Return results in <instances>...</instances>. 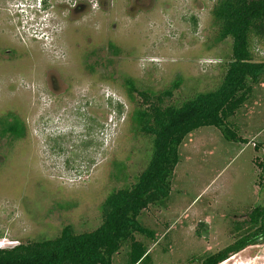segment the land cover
<instances>
[{"label": "rangeland", "instance_id": "374dc122", "mask_svg": "<svg viewBox=\"0 0 264 264\" xmlns=\"http://www.w3.org/2000/svg\"><path fill=\"white\" fill-rule=\"evenodd\" d=\"M215 3L0 0V131L20 125L17 137L0 133V247L99 225L105 197L133 184L149 157L133 120L146 106L138 92L178 106L220 84L231 38L217 39ZM251 51L264 61V39ZM250 96L231 119L248 142L201 127L180 145L169 198L138 217L150 235L134 234L148 257L136 264H201L264 203L253 148L264 143V81ZM129 250L111 264H128ZM228 258L219 264H264V241Z\"/></svg>", "mask_w": 264, "mask_h": 264}, {"label": "trees", "instance_id": "16d2710c", "mask_svg": "<svg viewBox=\"0 0 264 264\" xmlns=\"http://www.w3.org/2000/svg\"><path fill=\"white\" fill-rule=\"evenodd\" d=\"M212 16L218 27L217 39L231 38V56L220 84L178 106L161 107L159 96L150 101L147 94L138 92L146 106L134 112L133 120L138 131L150 137L151 148L134 183L105 197L100 223L94 229L74 233L66 225L53 238L0 247V264H111L113 255L126 243L128 264L147 261L146 248L134 234L150 232L138 217L148 206L169 198L179 147L188 135L201 127H214L228 141L248 142L232 128L231 119L249 102L253 86L264 81V61H254L251 51L252 40L264 39V0H216ZM19 131L20 125L14 121L6 123L0 133L17 137ZM253 148L261 150L264 158V143H253ZM233 231L234 240L204 256L201 264H219L264 241V203L254 205L242 223L233 225Z\"/></svg>", "mask_w": 264, "mask_h": 264}, {"label": "bare ground", "instance_id": "6f19581e", "mask_svg": "<svg viewBox=\"0 0 264 264\" xmlns=\"http://www.w3.org/2000/svg\"><path fill=\"white\" fill-rule=\"evenodd\" d=\"M233 257H230V258H228L227 260H225V261H223V262H225V263H227L230 259H232Z\"/></svg>", "mask_w": 264, "mask_h": 264}, {"label": "flooded vegetation", "instance_id": "af4514ba", "mask_svg": "<svg viewBox=\"0 0 264 264\" xmlns=\"http://www.w3.org/2000/svg\"><path fill=\"white\" fill-rule=\"evenodd\" d=\"M91 1V0H90Z\"/></svg>", "mask_w": 264, "mask_h": 264}]
</instances>
